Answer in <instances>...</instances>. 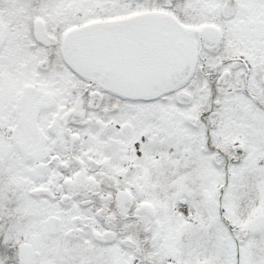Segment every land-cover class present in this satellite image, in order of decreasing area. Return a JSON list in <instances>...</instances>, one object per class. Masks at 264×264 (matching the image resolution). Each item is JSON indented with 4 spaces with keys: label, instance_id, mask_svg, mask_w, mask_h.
<instances>
[{
    "label": "snow or ice",
    "instance_id": "snow-or-ice-1",
    "mask_svg": "<svg viewBox=\"0 0 264 264\" xmlns=\"http://www.w3.org/2000/svg\"><path fill=\"white\" fill-rule=\"evenodd\" d=\"M0 264H264V0H0Z\"/></svg>",
    "mask_w": 264,
    "mask_h": 264
}]
</instances>
